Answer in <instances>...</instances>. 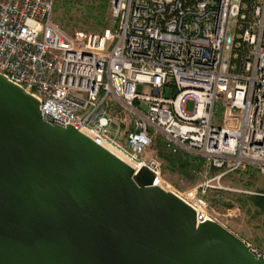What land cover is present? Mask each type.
I'll use <instances>...</instances> for the list:
<instances>
[{"label": "built area", "instance_id": "2783aa9c", "mask_svg": "<svg viewBox=\"0 0 264 264\" xmlns=\"http://www.w3.org/2000/svg\"><path fill=\"white\" fill-rule=\"evenodd\" d=\"M109 4L112 26L74 41L52 22L54 0H0V75L38 101L43 119L156 181L160 163L144 154L157 137L222 175H264V0ZM173 193L196 224H219L196 189Z\"/></svg>", "mask_w": 264, "mask_h": 264}, {"label": "water", "instance_id": "95a60500", "mask_svg": "<svg viewBox=\"0 0 264 264\" xmlns=\"http://www.w3.org/2000/svg\"><path fill=\"white\" fill-rule=\"evenodd\" d=\"M0 75V264H264Z\"/></svg>", "mask_w": 264, "mask_h": 264}, {"label": "rangeland", "instance_id": "374dc122", "mask_svg": "<svg viewBox=\"0 0 264 264\" xmlns=\"http://www.w3.org/2000/svg\"><path fill=\"white\" fill-rule=\"evenodd\" d=\"M109 3L110 0H54L52 22L70 40L80 41L89 34L100 33L112 26ZM137 90L139 93L150 92L148 87L140 85ZM165 94L166 97L170 96L171 88H167ZM191 106L188 103L187 109ZM155 145L153 143L144 157L155 153L161 166L160 184L177 194L196 189V197L204 205L205 211L264 258V210L254 207L249 199L255 195L264 197V175L254 169L222 175V172L203 164L186 176L165 169Z\"/></svg>", "mask_w": 264, "mask_h": 264}, {"label": "trees", "instance_id": "16d2710c", "mask_svg": "<svg viewBox=\"0 0 264 264\" xmlns=\"http://www.w3.org/2000/svg\"><path fill=\"white\" fill-rule=\"evenodd\" d=\"M155 147L158 151V158L163 162L164 168L171 171H178L188 176V174L196 167L204 164L199 157L184 155L180 153H171L168 151L163 141L157 137L154 140ZM195 170V169H194ZM214 170V169H212ZM254 207L264 210V197L255 195L249 198Z\"/></svg>", "mask_w": 264, "mask_h": 264}, {"label": "bare ground", "instance_id": "6f19581e", "mask_svg": "<svg viewBox=\"0 0 264 264\" xmlns=\"http://www.w3.org/2000/svg\"><path fill=\"white\" fill-rule=\"evenodd\" d=\"M111 152V151H110ZM112 153L114 154V155H116L118 158H120L116 153H114L113 151H112ZM121 159V158H120ZM121 160H123V159H121ZM125 163H127V164H129L127 161H125V160H123ZM130 166H132L131 164H129ZM133 167V166H132ZM155 184L156 185H158V186H160L162 189H164V190H166V191H170V190H168L164 185H162V184H160V182L159 181H156L155 182Z\"/></svg>", "mask_w": 264, "mask_h": 264}]
</instances>
